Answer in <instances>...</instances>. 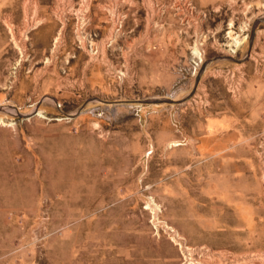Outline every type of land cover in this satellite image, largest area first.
Masks as SVG:
<instances>
[{
	"label": "rangeland",
	"instance_id": "374dc122",
	"mask_svg": "<svg viewBox=\"0 0 264 264\" xmlns=\"http://www.w3.org/2000/svg\"><path fill=\"white\" fill-rule=\"evenodd\" d=\"M23 1L25 19L33 15L38 18L36 25L42 22L38 1L48 3V0ZM84 1L85 9L89 10L91 0ZM113 2L115 6L111 5ZM120 4L126 11L123 15L128 16V9L134 5L144 4L153 8V17L158 14L155 0H117V5ZM230 4L234 7L225 24L216 26L209 22L207 29L218 28L222 31L221 38L228 23L236 27L244 24L242 28L249 23L248 38L235 53L215 50L211 48L213 43L208 42L200 80L197 84L198 76L184 92L185 101L196 96L199 103L195 107L201 109L209 104V113L213 115L236 116L241 126L256 133L253 142L256 146L259 132L264 131V88L260 86L264 75L256 71V66L264 65V0H249L241 8L235 0H230ZM108 5L110 13H116L115 0ZM64 10L62 16L77 12L73 4ZM7 13H0L2 26ZM1 24L0 62L6 65L0 70V78L18 57ZM31 28L25 22L24 28L15 33L22 40L23 50H27L25 57L32 55L21 70L18 86L8 93L0 89V264H264L261 168L259 189L256 190V179L252 177L250 183L239 177L237 184L231 185L239 190L236 202L219 195V186L228 184L223 182L222 166L217 168L218 179L223 180L217 184V198L210 197L207 190L208 168H202L199 180L192 166L175 176L177 192L167 197V180L174 179H167L159 164L146 168L116 166L114 163L120 162L118 157L113 159V152L106 150L99 159L96 148L111 145L110 135H82L80 127L73 125L80 115L72 122L29 118L28 96L19 98V95L25 88L30 94L34 91L33 73L40 64L38 56L30 50L32 39L34 43L37 38L33 34L36 30L27 34ZM233 33L231 39L235 37ZM232 42L229 41L230 45ZM233 66H242L247 72V83L239 97L228 92L219 73L222 68ZM252 79L257 86L247 98ZM27 81L31 84H26ZM42 89H50L48 81ZM39 107L38 111L43 113L45 109L50 118L64 115L45 104ZM6 108L17 112L13 114ZM141 115L143 122L145 116ZM84 116L94 130L112 124ZM134 117L140 124V119ZM176 143L181 145L174 141L170 146L176 147ZM249 185L253 190H247ZM169 227L185 237L191 257L186 252L183 255L172 242Z\"/></svg>",
	"mask_w": 264,
	"mask_h": 264
},
{
	"label": "crops",
	"instance_id": "0c3cea01",
	"mask_svg": "<svg viewBox=\"0 0 264 264\" xmlns=\"http://www.w3.org/2000/svg\"><path fill=\"white\" fill-rule=\"evenodd\" d=\"M247 1L249 0H235V3L240 4L241 8ZM38 2L40 15L45 19L43 25L33 33L35 38L37 37L34 43V35L31 36V49L38 56L40 63L33 73L35 89L41 97L52 96L60 100H70L78 106L97 104L111 112L112 124L101 125L98 130H94L91 122H85L84 114L73 121L74 126L80 127L82 135H110L111 145L108 143L107 146L103 145V148H96L99 159L106 150L113 152V159L117 160L118 157L120 162H115L116 166L146 168L159 164L167 179H174L167 180V197L169 193L177 192L175 183L178 180L175 176L190 166L199 180L202 168H208L207 190L210 197L217 198V190L220 189L219 195L236 202V193L239 190L237 186L235 188L231 185L237 184L239 177L247 178L249 183L251 177L256 179L257 190L261 179L259 160L253 143L256 133L241 126L236 116L212 113L206 115L200 108L185 101V93L179 94L174 100L160 98L156 94L174 86L177 76L172 72V67L186 57V54L179 50L178 26L172 17L165 20L164 26L158 27L154 17L148 13L146 4L141 7L134 5L132 9H128L127 16L123 15L126 12L124 6L117 5L115 0L118 13L125 19L121 33L107 54L109 57L113 54L115 58L131 59L130 77L125 91L120 93L106 66L90 63L87 50L77 47L73 14L66 15L65 23L57 16V10L63 13L64 8L70 4H73L74 8L77 7L78 0ZM109 2L110 0H91L88 11L89 28L99 34L100 45L108 40L114 27L113 20L105 9ZM23 3V0H0V13L8 12L15 21L20 22L24 15ZM195 3L200 10L211 9L217 12L215 19L211 21L216 26L225 24L229 11L234 7L230 0L225 4L220 3V0H196ZM111 5L115 6L114 2ZM208 5L211 6L208 8ZM60 32L62 39L59 45L53 48L54 40ZM47 58L53 60V63L44 66L42 63ZM5 65L0 62V70H4ZM257 69L256 66V71ZM63 71L66 74H63ZM199 80L200 76L197 84ZM46 81L49 82L50 89L43 90ZM29 83L31 84V81L26 84ZM256 86L255 79L250 80L247 98L251 97L250 91ZM260 86L264 88V83ZM29 94V90L25 88L19 98H25ZM158 98L170 102L156 105L153 101ZM138 108L145 116L140 124H137L134 117ZM150 110L154 111L147 115ZM174 141H184L185 144L176 143V147H171L170 144ZM87 147L92 149L89 145ZM220 166L225 172L224 181L218 179L220 173L217 168ZM229 176L231 178H228ZM222 181L228 184L219 186L218 189L217 184ZM247 190L251 191L253 188L249 185Z\"/></svg>",
	"mask_w": 264,
	"mask_h": 264
},
{
	"label": "built area",
	"instance_id": "2783aa9c",
	"mask_svg": "<svg viewBox=\"0 0 264 264\" xmlns=\"http://www.w3.org/2000/svg\"><path fill=\"white\" fill-rule=\"evenodd\" d=\"M196 0H155V7L158 9V14L154 17L156 25L164 26L165 20L169 17H172L177 26H178V37L180 40L179 50H182L186 57L178 64H175L172 67V72L177 76V80L174 86L170 90H160L158 97H163L165 99L174 100L179 94L186 92L190 89V86L194 84L199 76L201 68L203 66L205 56L208 52V42H212L213 45L211 48L225 49L231 53H235L234 48L230 46L229 41H231L230 34L238 35L241 39L248 38V30H243L242 26L236 27L230 23L227 24V31L223 34V37L220 38L222 31H219L218 28L207 29L209 22L215 19L216 11L215 10H200L196 3ZM79 5L75 7L76 11L73 13L74 16V34H75V43L79 49H85L88 52L89 62L92 64H103L107 68L109 76L115 80L116 86L120 93H123L126 88L127 80L130 77V66L131 59L129 57L115 58L113 54L108 56V52L112 49L114 41L117 36L121 33L123 27L124 16L118 13H110V6L107 7V12L110 14L114 27L111 35L108 37V40L100 45L98 41L100 40L99 34L89 28V19L88 11L85 9L87 7V2L84 0H78ZM84 8V9H83ZM148 13L152 15V9L149 8ZM57 16L61 19L62 22H66V14L58 12ZM32 13V12H31ZM40 15V12H39ZM41 16V15H40ZM39 16V17H40ZM64 18V19H63ZM43 21L39 22L36 25V20L38 18L30 15L29 18L25 19V12L20 22L15 21L14 17L11 14L5 15L2 20L3 26L7 30L9 35L10 42L13 44L14 48L18 51V57L13 60L9 66L5 69V73L2 78H0V89L3 92H10L18 86V78L20 77L21 70L25 63L29 62V59L32 57L31 53L25 57L24 52L21 47V38L15 35L17 32L24 28L25 22L32 26V28L27 32L30 34L31 31L37 30L44 23ZM231 30H233L231 32ZM17 38V39H16ZM62 39V32L59 33L57 38L54 40L53 48H56L59 45V42ZM15 43L18 45L16 46ZM31 46V45H30ZM30 50H32L30 48ZM238 51V50H237ZM27 53V52H26ZM53 60L47 58L44 63V66L51 65ZM261 74L264 75V65L260 64L258 70ZM31 72V70H29ZM220 77L222 78L228 92L234 97H239L242 95L244 85L247 83V72L244 67H225L219 70ZM63 74L66 72L63 71ZM191 105H198L199 100L196 96H193L189 101ZM27 108L30 109L29 118H35L39 116V106L45 104V106H50L51 108L57 110L58 112L63 113L64 115H57L51 117L46 113V110L43 109V114L48 120L56 121H69L72 122L77 116L84 114L89 115L91 118L97 119L98 121L105 120L110 122L113 120L112 114L105 110L101 105L94 104L88 106L75 105L70 100L57 99L52 96H40L37 89H35L29 96L27 100ZM201 110L205 113L210 112L209 104H204L201 107ZM141 110L140 108L135 110V116L138 117L141 121ZM150 114V113H147ZM99 126L95 128L98 130ZM258 144L255 146V152L260 162V168L262 174L264 173V131L259 132L258 134ZM181 145H184V141H180ZM264 177V175H263ZM264 180V178H263ZM151 204V202H150ZM151 206V205H149ZM158 221V220H157ZM158 227H161V222ZM157 229V228H156ZM169 236L172 242L179 248L180 252L184 255V252L190 255V247L187 244V240L174 228H168ZM185 258H187L185 256ZM186 264V263H185Z\"/></svg>",
	"mask_w": 264,
	"mask_h": 264
},
{
	"label": "bare ground",
	"instance_id": "6f19581e",
	"mask_svg": "<svg viewBox=\"0 0 264 264\" xmlns=\"http://www.w3.org/2000/svg\"><path fill=\"white\" fill-rule=\"evenodd\" d=\"M233 25V24H232ZM248 28H249V23H247L246 25H245V27L244 28H242L243 30H248ZM232 32V31H231ZM233 33V32H232ZM245 39L246 38H244L243 40H241L240 38H239V36L238 35H236L235 37H232V44L230 45L231 47H233L234 48V51L236 52L237 51V49L243 44V42L245 41ZM6 110L8 111V112H11V113H13V114H15L16 112H17V110L15 109H8V108H6ZM10 110V111H9ZM39 117H42V118H46L45 117V115L42 113V112H39Z\"/></svg>",
	"mask_w": 264,
	"mask_h": 264
},
{
	"label": "water",
	"instance_id": "95a60500",
	"mask_svg": "<svg viewBox=\"0 0 264 264\" xmlns=\"http://www.w3.org/2000/svg\"><path fill=\"white\" fill-rule=\"evenodd\" d=\"M225 57H221L220 59H224ZM227 59H229V58H227ZM231 60H233V59H231ZM162 102H170V101H168V100H165V101H162V100H159V99H156V100H154L153 101V103L155 104V103H162ZM21 116H23V115H21ZM24 117V116H23Z\"/></svg>",
	"mask_w": 264,
	"mask_h": 264
}]
</instances>
